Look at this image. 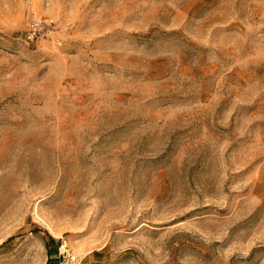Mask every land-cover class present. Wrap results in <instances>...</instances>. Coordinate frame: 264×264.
Instances as JSON below:
<instances>
[{"label":"rangeland","instance_id":"374dc122","mask_svg":"<svg viewBox=\"0 0 264 264\" xmlns=\"http://www.w3.org/2000/svg\"><path fill=\"white\" fill-rule=\"evenodd\" d=\"M0 264H264V0H0Z\"/></svg>","mask_w":264,"mask_h":264},{"label":"built area","instance_id":"2783aa9c","mask_svg":"<svg viewBox=\"0 0 264 264\" xmlns=\"http://www.w3.org/2000/svg\"><path fill=\"white\" fill-rule=\"evenodd\" d=\"M64 249H65V248L61 245V246H60V249H59V251H58V257H59V259L61 258L62 261L66 260L65 250H64Z\"/></svg>","mask_w":264,"mask_h":264}]
</instances>
